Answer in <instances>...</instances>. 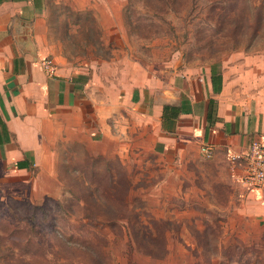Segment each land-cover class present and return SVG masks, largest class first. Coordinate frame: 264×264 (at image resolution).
Returning <instances> with one entry per match:
<instances>
[{"label":"rangeland","instance_id":"1","mask_svg":"<svg viewBox=\"0 0 264 264\" xmlns=\"http://www.w3.org/2000/svg\"><path fill=\"white\" fill-rule=\"evenodd\" d=\"M41 19L45 52L88 68L97 96L101 81L111 95L140 80L203 89L213 68L242 98L264 85V0H42ZM121 136L108 157L64 152L58 186L0 177V264H264V228L231 219L199 144L160 155L138 129Z\"/></svg>","mask_w":264,"mask_h":264},{"label":"crops","instance_id":"2","mask_svg":"<svg viewBox=\"0 0 264 264\" xmlns=\"http://www.w3.org/2000/svg\"><path fill=\"white\" fill-rule=\"evenodd\" d=\"M41 18L42 0L0 1V177L21 175L33 193L39 176L48 172L50 184L58 186L59 157L64 152L108 157L116 152L115 146L121 147V132L130 127L140 133L133 138L135 145L149 140L160 155L170 150L188 154L195 144L210 147L208 161L220 171L233 203L231 219L264 228V185L247 189L237 158L252 138L264 143V85L242 98L237 87L226 89L223 76L221 89L215 92L209 70L201 79L203 89L192 84L176 88L173 80L168 89L154 80L147 87L140 80L111 95L101 81L102 94L97 96L86 78L88 68L72 72L47 54V35L37 30H47ZM45 61L50 71L43 68ZM210 100L213 110L208 121ZM181 101L186 111L164 126L163 105L178 106ZM126 116L134 120L131 125ZM42 157L50 158L48 167ZM33 169L36 174L30 178Z\"/></svg>","mask_w":264,"mask_h":264},{"label":"built area","instance_id":"3","mask_svg":"<svg viewBox=\"0 0 264 264\" xmlns=\"http://www.w3.org/2000/svg\"><path fill=\"white\" fill-rule=\"evenodd\" d=\"M42 66L48 71L51 69L48 61H45ZM200 150L207 158L212 154L207 145H202ZM237 158L242 161L240 180L243 185L250 190L261 188L264 185V143L262 140L258 137L252 138L245 152Z\"/></svg>","mask_w":264,"mask_h":264},{"label":"trees","instance_id":"4","mask_svg":"<svg viewBox=\"0 0 264 264\" xmlns=\"http://www.w3.org/2000/svg\"><path fill=\"white\" fill-rule=\"evenodd\" d=\"M2 1V0H0ZM13 1H19V0H13ZM221 82L222 77L219 73L215 71V69H211V83L213 90L215 92H219L221 89ZM212 101H209L208 105V114H207V120L209 121L211 119V112L213 110ZM186 109L184 108V101H181L180 105H163L162 107V123L165 126L167 123V120L177 117V115L180 112H185Z\"/></svg>","mask_w":264,"mask_h":264}]
</instances>
